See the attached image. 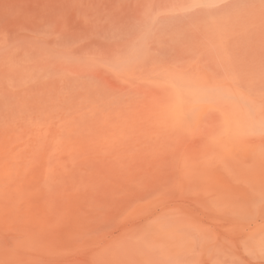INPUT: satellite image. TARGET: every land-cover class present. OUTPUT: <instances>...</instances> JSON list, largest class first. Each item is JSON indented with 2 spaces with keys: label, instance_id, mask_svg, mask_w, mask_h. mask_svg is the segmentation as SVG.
Wrapping results in <instances>:
<instances>
[{
  "label": "rangeland",
  "instance_id": "obj_1",
  "mask_svg": "<svg viewBox=\"0 0 264 264\" xmlns=\"http://www.w3.org/2000/svg\"><path fill=\"white\" fill-rule=\"evenodd\" d=\"M46 179L0 264H264V0H0V186Z\"/></svg>",
  "mask_w": 264,
  "mask_h": 264
},
{
  "label": "bare ground",
  "instance_id": "obj_2",
  "mask_svg": "<svg viewBox=\"0 0 264 264\" xmlns=\"http://www.w3.org/2000/svg\"><path fill=\"white\" fill-rule=\"evenodd\" d=\"M2 183L3 181L0 185ZM45 185V190H42L38 197H32L30 192L21 186L16 188L18 191L15 190V193L0 186V249L18 252L21 249L39 247L47 240L49 242V239L52 242H58L59 225L65 220V212L56 201L50 180L46 179ZM99 206L102 216L108 206L104 204ZM134 247L137 249V246ZM148 250L145 249V251ZM150 250L153 251L151 248ZM139 251L142 255V250L139 249ZM150 255L153 263L160 264L157 257Z\"/></svg>",
  "mask_w": 264,
  "mask_h": 264
}]
</instances>
